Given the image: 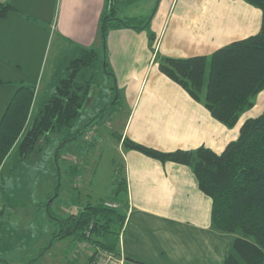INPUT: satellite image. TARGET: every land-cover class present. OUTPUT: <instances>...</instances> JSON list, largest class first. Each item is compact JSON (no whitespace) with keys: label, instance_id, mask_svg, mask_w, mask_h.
Here are the masks:
<instances>
[{"label":"crops","instance_id":"obj_1","mask_svg":"<svg viewBox=\"0 0 264 264\" xmlns=\"http://www.w3.org/2000/svg\"><path fill=\"white\" fill-rule=\"evenodd\" d=\"M0 1L12 6L0 17V120L19 84L39 86L50 51L59 42L70 50L92 47L104 54L118 87L116 94H123L129 110L122 132L115 131L121 138L164 152L201 146L221 152L236 139L244 119L255 116L245 113L235 126L223 125L201 99L162 74L157 60L152 63L155 53L160 57L208 56L258 33L261 10L243 0H138V4L123 5L120 18H146L153 13L149 28L110 29L104 49L99 21L105 0ZM146 31H151L150 41ZM151 41L149 57L146 48ZM121 155L126 193L118 256L123 264H135L127 258L145 264H222L235 235L211 227V200L199 189L191 167L162 162L134 149L124 148ZM51 233L50 247L45 246L41 258L51 259L56 244L52 264H66L68 255L60 252L69 239L52 242ZM20 235L18 227L13 237L6 236V244L0 236V259L5 261L0 264H9L4 253L30 245V235L22 243ZM70 243L72 253L78 242ZM78 258L74 264H92L85 254Z\"/></svg>","mask_w":264,"mask_h":264},{"label":"trees","instance_id":"obj_2","mask_svg":"<svg viewBox=\"0 0 264 264\" xmlns=\"http://www.w3.org/2000/svg\"><path fill=\"white\" fill-rule=\"evenodd\" d=\"M134 1L105 0L99 21L103 49L108 30L141 29L148 25L147 21L139 19L135 20L141 25H135L134 18L115 15L119 3L123 6ZM243 1L261 10L258 33L228 43L208 56H162L157 60L162 74L192 97L201 99L211 115L229 128L236 125L239 116L252 107L253 99L264 89V0ZM11 9L8 2L0 1V17ZM149 36L152 39V35ZM67 60L65 67L59 69L61 73L50 95L39 99L31 109L35 86L19 84L0 120V199L6 177L35 154L46 137L63 135L64 140L69 141L79 130L72 132L93 83V76L87 72L100 64V56L95 48L88 47L78 49V54ZM101 63L107 69V63ZM117 140L123 148L134 149L159 161L189 165L199 189L211 200V227L235 235L222 264H264V108L257 115L244 119L236 139L228 142L221 152L205 146L164 152L127 137L117 136ZM10 158L15 161L12 168L6 167ZM118 174L122 177H118L114 199L124 205L120 197L126 193L124 166L118 169ZM56 184L55 193H50L40 204L53 222L51 241L71 239L79 243L85 240L118 255V237L125 213L101 204H86L76 213L53 215L49 208L58 196L60 184ZM2 212L1 207L0 214ZM90 224V235L85 238ZM66 264H74V261L68 260Z\"/></svg>","mask_w":264,"mask_h":264},{"label":"rangeland","instance_id":"obj_3","mask_svg":"<svg viewBox=\"0 0 264 264\" xmlns=\"http://www.w3.org/2000/svg\"><path fill=\"white\" fill-rule=\"evenodd\" d=\"M163 1L167 2V0ZM136 2L138 4V0L131 4H136ZM121 6L120 3L116 6V16H120ZM152 15L153 13L146 18H134L133 23H136L135 19H139L142 22L147 21L149 24ZM135 25H141V23L138 21ZM148 28L147 25L137 30ZM146 33L148 36L151 31H146ZM148 40L150 41L149 38ZM152 48L151 41L146 48L149 57ZM75 53L78 54V51L70 50L66 43L59 42L57 45H53L41 83L35 89L31 109L36 106L39 99L50 95L48 93L52 90L57 75L61 73L59 69L65 67L66 60L75 57ZM98 53L100 64H98L99 67L87 72L93 76V83L89 97L81 109V115L72 132H75L76 129L79 130L74 136L71 135L69 141L64 140L63 135H49L40 144L39 150L35 154L25 159L18 169L13 170L11 176L6 177L4 193L0 199V208L2 207L3 210L0 214L2 243L6 244V236L13 237L12 234L16 233L18 227L23 236L20 235L21 243L27 237L26 234H29L32 240L31 243L29 242V246L22 244L21 248L4 253V258L9 264H13L14 261L20 264H52L56 259L54 258L56 244L50 253L51 259L41 258L43 249L50 243L49 232L50 230L53 232L54 226L44 208L40 206L50 193H55L56 182L60 184L58 196L49 208L53 215L67 216L70 213L78 212L86 204L104 206L106 201L117 203L116 210L123 212V203L114 199L118 188L117 183L122 177V174H118V169L124 166L121 155L124 148L118 142L116 132H122L129 110L123 94L121 97H118V93L116 94L118 87L114 85L113 73L108 61L104 59V54L102 55L99 51ZM158 57L160 58V55L155 53L152 63L158 60ZM101 62L107 63V69L103 68ZM153 67L156 68V65ZM152 77L153 73H151L145 88L146 93ZM263 108L264 89L255 96L252 107L240 115L238 120H241L245 113L256 115ZM14 162V159L10 158L6 167L12 168ZM120 197L122 198L123 195L120 194ZM70 240L65 241L64 248L60 252H63V255H68L66 263L68 260L74 262L80 260L78 257L82 254L87 255L88 260L90 259L92 263V254L89 249L76 252L75 248L70 253L73 247V244L70 243L73 240ZM34 258L35 261L32 260ZM60 261L61 259L58 263H61Z\"/></svg>","mask_w":264,"mask_h":264},{"label":"built area","instance_id":"obj_4","mask_svg":"<svg viewBox=\"0 0 264 264\" xmlns=\"http://www.w3.org/2000/svg\"><path fill=\"white\" fill-rule=\"evenodd\" d=\"M104 206L110 209H116L117 203L112 201L104 202ZM92 228V224L89 225L88 230L85 232V238H88L89 230ZM89 249L92 254V264H123V259L112 251L105 250L98 245L90 244L87 241H81L76 247V252L79 250Z\"/></svg>","mask_w":264,"mask_h":264}]
</instances>
